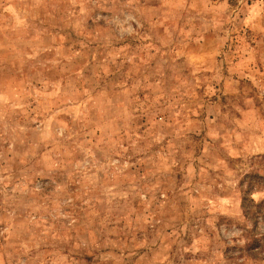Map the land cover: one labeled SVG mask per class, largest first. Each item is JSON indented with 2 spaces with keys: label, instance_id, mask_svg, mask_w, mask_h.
<instances>
[{
  "label": "rangeland",
  "instance_id": "1",
  "mask_svg": "<svg viewBox=\"0 0 264 264\" xmlns=\"http://www.w3.org/2000/svg\"><path fill=\"white\" fill-rule=\"evenodd\" d=\"M0 264H264V0H0Z\"/></svg>",
  "mask_w": 264,
  "mask_h": 264
},
{
  "label": "trees",
  "instance_id": "2",
  "mask_svg": "<svg viewBox=\"0 0 264 264\" xmlns=\"http://www.w3.org/2000/svg\"><path fill=\"white\" fill-rule=\"evenodd\" d=\"M246 201H251V199L249 197H244V201H243V207L245 208V212L248 214V209H247V203Z\"/></svg>",
  "mask_w": 264,
  "mask_h": 264
}]
</instances>
